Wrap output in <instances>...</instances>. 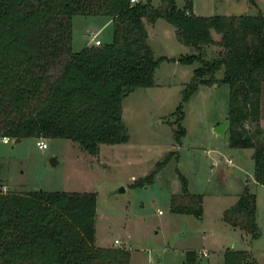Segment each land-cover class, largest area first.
I'll return each instance as SVG.
<instances>
[{
  "label": "trees",
  "instance_id": "obj_1",
  "mask_svg": "<svg viewBox=\"0 0 264 264\" xmlns=\"http://www.w3.org/2000/svg\"><path fill=\"white\" fill-rule=\"evenodd\" d=\"M254 3V0H249ZM105 15L111 38L71 50V16ZM162 17L176 39L197 49L176 58L154 57L144 18ZM210 29L219 33L213 39ZM221 49L209 60L201 45ZM161 58L193 67L181 100L198 83L226 82L227 139L230 146L251 147L254 180L264 186V135L259 124L260 90L264 79V14H195L190 1L176 8L173 0H0V137H62L90 154L100 143L127 139L121 99L131 89L153 83ZM222 67V75L214 73ZM177 122L181 103L174 110ZM183 127L175 130L178 138ZM1 141V140H0ZM2 142V141H1ZM182 190L185 180L181 176ZM0 264H128L129 251L97 246L93 190L15 191L1 189ZM198 201V199H197ZM172 210L192 211L186 206ZM232 225L257 235L255 195L246 188L223 210ZM198 252L184 251L183 264H199ZM223 264H259L249 253L226 247Z\"/></svg>",
  "mask_w": 264,
  "mask_h": 264
},
{
  "label": "rangeland",
  "instance_id": "obj_2",
  "mask_svg": "<svg viewBox=\"0 0 264 264\" xmlns=\"http://www.w3.org/2000/svg\"><path fill=\"white\" fill-rule=\"evenodd\" d=\"M185 1L173 0L174 6L182 9ZM189 1L195 14H264V0ZM158 3L150 0L152 6ZM105 19V15L73 14L71 50L90 44V32L102 42L109 41L110 23L97 30ZM143 20L154 57L197 52L176 39L174 27L164 18ZM210 34L219 38L214 29ZM220 49L216 43L203 44L201 58L209 60ZM199 63L161 58L153 70V83L134 87L121 99L127 139L100 143L97 153L90 154L62 137L0 141L1 189L95 191L94 243L127 248L128 264H183L187 249L198 252L199 264H223L226 247L244 250L264 264V186L252 175V148L230 146L226 128L223 133L213 130L227 115L228 84L198 83L181 100L192 69ZM221 75L222 67L214 73L217 78ZM179 102L182 116L177 122L174 110ZM259 124L264 135V79ZM179 125L184 131L176 138ZM39 138L45 147L36 146ZM244 188L255 195L254 237L223 218V210ZM172 205L200 207V215L172 210ZM202 250L205 254H200Z\"/></svg>",
  "mask_w": 264,
  "mask_h": 264
},
{
  "label": "built area",
  "instance_id": "obj_3",
  "mask_svg": "<svg viewBox=\"0 0 264 264\" xmlns=\"http://www.w3.org/2000/svg\"><path fill=\"white\" fill-rule=\"evenodd\" d=\"M130 2H134V1H137V0H129ZM89 40H90V44H93V45H98L100 44V39L97 37V34L96 33H89ZM8 137L3 135L0 137V140L2 142H7L8 141ZM35 144L38 148H43L46 146V143L45 141H43L41 138L35 140ZM226 162H230V159L226 158ZM200 254H205V251H200Z\"/></svg>",
  "mask_w": 264,
  "mask_h": 264
},
{
  "label": "water",
  "instance_id": "obj_4",
  "mask_svg": "<svg viewBox=\"0 0 264 264\" xmlns=\"http://www.w3.org/2000/svg\"><path fill=\"white\" fill-rule=\"evenodd\" d=\"M226 126H227V119H224L223 121H221L220 123H217L214 127H213V130L215 131V132H217V133H223L224 132V130H225V128H226ZM54 157L52 156L51 158H50V163H54ZM118 190L119 191H121V190H123V188L122 187H119L118 188Z\"/></svg>",
  "mask_w": 264,
  "mask_h": 264
},
{
  "label": "crops",
  "instance_id": "obj_5",
  "mask_svg": "<svg viewBox=\"0 0 264 264\" xmlns=\"http://www.w3.org/2000/svg\"><path fill=\"white\" fill-rule=\"evenodd\" d=\"M106 17V19L103 21V23L99 26V28H97V30L98 29H100L103 25H105V24H108V23H110L111 24V20H110V18L108 17V16H105ZM85 44H89V43H85ZM84 44V45H85ZM232 248H234V247H232ZM258 262V261H257ZM259 263V262H258ZM259 264H261V263H259Z\"/></svg>",
  "mask_w": 264,
  "mask_h": 264
}]
</instances>
